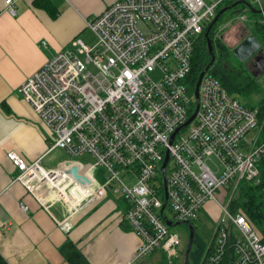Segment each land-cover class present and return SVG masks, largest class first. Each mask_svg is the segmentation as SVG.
<instances>
[{"label":"built area","instance_id":"built-area-1","mask_svg":"<svg viewBox=\"0 0 264 264\" xmlns=\"http://www.w3.org/2000/svg\"><path fill=\"white\" fill-rule=\"evenodd\" d=\"M17 1L5 0L12 15ZM225 1L117 0L87 18L93 44L74 38L19 87L49 132L43 156L7 153L16 168L12 182L47 208L63 203L69 213L57 222L62 230L114 194L126 202L123 222L141 239L130 261L161 250L174 263L183 241L170 227H195L207 213L213 234L199 264H264L261 233L242 211L231 210L233 193L226 189L260 179L263 134L240 148L249 132L264 130L259 108L242 103L207 70L196 117L185 125L196 108L189 87L194 47ZM57 149L69 158L45 167L43 158ZM86 154L92 161L81 159ZM73 166L90 181L77 179Z\"/></svg>","mask_w":264,"mask_h":264},{"label":"crops","instance_id":"crops-1","mask_svg":"<svg viewBox=\"0 0 264 264\" xmlns=\"http://www.w3.org/2000/svg\"><path fill=\"white\" fill-rule=\"evenodd\" d=\"M116 1L18 0L17 14L12 15L5 9V0H0V253L8 264H71L61 251L67 239L74 242L89 264L166 263L161 250L147 256V260L130 261L141 239L123 222L126 202L114 194L77 217L69 231L62 230L57 222L67 217L69 209L61 202L47 208L21 182H12L16 168L7 157L9 151L16 150L33 160L43 156L47 148L49 129L19 93V87L74 38L93 44L96 37L87 27V18ZM253 23L243 14L229 23L222 34L227 41H223L233 49L248 34H254L248 29ZM258 72L260 75L264 69L253 73ZM262 134L257 130L258 138ZM52 153L43 158L45 167H55L69 158L65 152L66 156L56 161ZM23 203L29 205L27 210L21 207Z\"/></svg>","mask_w":264,"mask_h":264},{"label":"trees","instance_id":"trees-1","mask_svg":"<svg viewBox=\"0 0 264 264\" xmlns=\"http://www.w3.org/2000/svg\"><path fill=\"white\" fill-rule=\"evenodd\" d=\"M236 0H226L219 8L218 11L222 8L223 5L229 6L232 5ZM250 1V0H249ZM251 2V1H250ZM252 3V2H251ZM37 4H40V1H37ZM253 4V3H252ZM242 5L241 9H238L240 16H243L245 12H249L247 15L250 20H252L251 28L254 34H256L263 42L264 45V18L263 13L251 10L246 4L241 3L234 6L236 9ZM253 7L258 9L259 6L253 4ZM225 12L220 16L218 21L213 25L210 30L209 36L212 40V52L209 50L206 30L209 26V23L203 34L201 35L198 42L195 44L193 57H192V71L189 76V87L190 93L193 96L195 91L196 82L199 78L200 73L205 69L211 70L221 81V83L227 88V90L234 94V92H239L242 90H252L254 87L259 89V85L255 84L250 72L246 69L236 68L235 66L223 67V64L219 61L217 62V50H226L227 52L232 53L231 48L221 40L220 30H215L214 28L220 25L222 18L224 17ZM244 18H246L244 16ZM226 22V21H225ZM229 24H226L224 27H227ZM222 27V28H224ZM221 28V29H222ZM213 54L216 55V58L213 60ZM233 54V53H232ZM193 108L195 107V100L192 103ZM254 108V106H250ZM260 117H264V103L259 106ZM264 137V130H263ZM260 168V179L258 182H249L242 181L237 191L235 192L232 202L230 204L232 211H242L255 225L259 232L261 233L264 240V156L259 163ZM208 241L203 237L201 233L196 231L193 238L192 248L189 254V264H199L206 252ZM61 251L65 255V258L71 264H89L86 257L79 250V248L72 242L67 239L61 247ZM0 264H8L7 261L0 253ZM225 264H231L229 259H226Z\"/></svg>","mask_w":264,"mask_h":264},{"label":"rangeland","instance_id":"rangeland-1","mask_svg":"<svg viewBox=\"0 0 264 264\" xmlns=\"http://www.w3.org/2000/svg\"><path fill=\"white\" fill-rule=\"evenodd\" d=\"M208 2H210L211 0H206ZM253 4L257 5L254 0H250ZM243 6L240 5L237 9L235 7H232L230 9H228L225 14L224 17L221 20L220 25L218 24V26H216L214 28L215 30H220V38L223 41L226 40V36L222 35L226 30L227 27H224L226 24L229 23H233L234 21H237L240 19V14L238 13V9H241ZM244 14L249 15V12H245ZM226 21V22H225ZM247 22V20L245 21ZM224 27V28H222ZM222 28V29H221ZM225 42V41H223ZM232 51V49H231ZM217 62H221L223 64V67H228V66H235L237 69L240 68L241 62L239 61V58H237L234 54L227 52L226 50H217ZM219 60V61H218ZM248 71V69H246ZM250 72V71H248ZM253 79L255 80V84L259 85V89L257 88H253L252 90H242L239 92H234V96L238 98V100H240L242 103H244L247 106H259L262 103H264V73L260 74L259 76H256L253 72H250ZM256 130H253L251 132H249L241 141H240V148L243 150H247L250 146L253 145L254 143V139L256 138ZM258 137V136H257ZM66 153L64 150L62 149H57L56 151H54L52 153V158L55 159L56 161H59L60 158L65 157ZM81 159H90L92 161V157L88 154L84 155L81 157ZM129 180H131L132 178H128ZM226 189L228 190V194L229 196L233 193L234 196V185L233 183H230L226 186ZM238 189V188H237ZM118 197V196H115ZM119 198V197H118ZM220 201L223 204L227 203V199L228 198H223L222 196L219 197ZM165 213L171 217V212L170 210L167 208ZM176 222V221H175ZM195 227H196V231H198L199 233H201L203 235V237L206 240H209L213 234V227H214V221H213V217L210 216V214H203L202 218L195 221ZM254 227L258 230V228L254 225ZM171 231L173 232H177L180 234L182 241H183V246H182V257L177 259L174 263H169L166 260V263H161V264H184L185 262V255H186V249L188 246V241H189V236H190V227L188 226L187 223H179V224H175L174 226L170 227ZM148 257H146L145 259L147 260ZM162 262V261H161Z\"/></svg>","mask_w":264,"mask_h":264},{"label":"water","instance_id":"water-1","mask_svg":"<svg viewBox=\"0 0 264 264\" xmlns=\"http://www.w3.org/2000/svg\"><path fill=\"white\" fill-rule=\"evenodd\" d=\"M244 3L246 4L251 10L254 11H258V12H264V7L263 8H254L253 4L249 1V0H236L232 5L229 6H223L216 14V16L214 17V19L212 20V22L209 24L207 30H206V37H207V42H208V46H209V50L212 52V40L209 36L210 30L212 29L213 25L218 21V19L220 18V16L226 12L228 9L236 6L237 4H241ZM232 53L239 58L240 62H245L248 59H251V57H260L261 61L260 63H258V66L260 67V71H262L264 69V45L263 43L254 35V34H248L243 40H241L235 47H233L232 49ZM213 60L216 58V55L213 54ZM208 70V68H205L199 75V78L196 82V86H195V98H196V108L193 112V114L191 115V117L186 121L185 125H188L195 117L199 108V87H200V83H201V79L204 75V73ZM256 76L259 75L258 73H254ZM169 159V155H166L164 164H163V171H164V175L166 172V164L168 162ZM72 174L79 179L80 181H86L89 182V178L86 176H82L79 174L78 172V167L77 166H73L71 169ZM167 197V195H166ZM179 223V222H178ZM168 224L173 225L171 223V221L168 222ZM190 227V236H189V241H188V246L186 249V255H185V262L184 264H189V254H190V250L192 248V244H193V238H194V234H195V227L192 224H189Z\"/></svg>","mask_w":264,"mask_h":264},{"label":"flooded vegetation","instance_id":"flooded-vegetation-1","mask_svg":"<svg viewBox=\"0 0 264 264\" xmlns=\"http://www.w3.org/2000/svg\"><path fill=\"white\" fill-rule=\"evenodd\" d=\"M261 58L260 57H251V59H248L245 62H241V68L242 69H248V71H253L255 72V70H260V67L258 66V63H260ZM254 66V67H253Z\"/></svg>","mask_w":264,"mask_h":264}]
</instances>
